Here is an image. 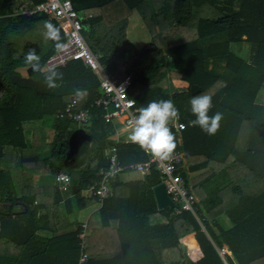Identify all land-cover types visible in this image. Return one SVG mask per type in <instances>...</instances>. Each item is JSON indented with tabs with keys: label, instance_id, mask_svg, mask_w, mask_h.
Instances as JSON below:
<instances>
[{
	"label": "trees",
	"instance_id": "trees-1",
	"mask_svg": "<svg viewBox=\"0 0 264 264\" xmlns=\"http://www.w3.org/2000/svg\"><path fill=\"white\" fill-rule=\"evenodd\" d=\"M41 1L24 5L32 8ZM71 1L75 10L90 15L85 38L100 62L111 72L119 65L127 68L129 93L144 88L133 96L137 107L159 99L175 102L178 121L187 124L181 137L190 169L205 168L190 180L200 222L188 211L157 208L152 188L161 178L151 169L143 181L147 204L126 203V217L105 218L104 227L116 224L121 252L108 254L103 264H264V102L258 99L264 91V0ZM14 3L0 0V264H77L78 229L59 232L61 225L51 221L58 215L50 206H58L61 195L51 203L38 201L33 177L66 171L81 207L88 200L83 195L88 180L108 167L112 147L124 144L116 142V132L98 110L87 125L55 117L78 88L87 89L79 105L90 103L98 93V77L75 60L56 68L63 77L48 89L43 82L48 70L42 67L58 48L45 38V23L59 28L61 45L66 35L42 13H12ZM132 14L149 38L141 45L126 36ZM242 44L249 47V60L233 49ZM30 49L41 57L40 73L25 60ZM166 69L172 90L159 86ZM192 85L200 90L192 93ZM203 94L212 97L209 115L222 114L213 136L189 125L196 118L190 99ZM48 128L54 131L51 141ZM44 151L49 156L40 158ZM40 209L45 212L38 216ZM154 214L161 219L151 221ZM222 247L231 254L222 257ZM95 263L89 258L87 264Z\"/></svg>",
	"mask_w": 264,
	"mask_h": 264
},
{
	"label": "built area",
	"instance_id": "built-area-1",
	"mask_svg": "<svg viewBox=\"0 0 264 264\" xmlns=\"http://www.w3.org/2000/svg\"><path fill=\"white\" fill-rule=\"evenodd\" d=\"M19 11L26 15L34 13L46 15L48 19L58 22L66 35L62 45L46 59L43 70H48L50 66L63 67L71 61L79 60L98 77V93L88 105H79V98L73 94L55 117L87 125L98 110L105 123H119L131 129L129 122L139 115V108L134 98L129 95L132 75L123 65H119L114 72L108 71L106 65L100 62L98 54L90 48L83 33L84 21L90 15L75 10L71 0H42L32 8L19 9ZM168 126L181 132L187 124L170 121ZM146 154V161L124 165L119 159L117 148L113 146L108 167L101 168L88 180L84 188L85 196L101 203L109 196L110 184L117 179L120 173L135 170L147 175L151 169H154L165 184L167 194L175 203L174 213L188 211L200 222L196 207L197 198L183 177L185 154L180 149H175L167 160L159 159L150 153ZM54 179L63 192L69 189L72 182L71 175L64 171L56 173ZM87 236L88 223L84 221L79 224L77 233L80 252L77 264H87L89 261ZM218 252L222 257L224 254H231L226 247L218 249Z\"/></svg>",
	"mask_w": 264,
	"mask_h": 264
},
{
	"label": "crops",
	"instance_id": "crops-1",
	"mask_svg": "<svg viewBox=\"0 0 264 264\" xmlns=\"http://www.w3.org/2000/svg\"><path fill=\"white\" fill-rule=\"evenodd\" d=\"M25 3H26L25 0H15V3L12 6L11 12L17 13V12H19V9L27 8L26 5H24ZM58 25H59V23H58ZM141 30H142V26H141ZM142 34H143V37H142ZM140 37H141V39H139V41H137L138 45H141L145 41H147V34L145 32H141ZM241 56L244 59L249 60L250 52L248 53L247 58H245L243 55H241ZM42 70H43V67H42ZM221 71H222V69H220L219 72H221ZM175 83H177V82H175ZM171 84L172 83L170 81V73L166 69L165 78L161 79L159 86L166 88L168 90H172L174 88H173V85H171ZM175 85L177 87V84H175ZM143 90H144V88L143 89L137 88L136 90L134 89V91L131 90V92L132 91L133 92L131 94L129 93V95L132 98H134L133 96L136 92H142ZM198 91L196 90L195 93ZM134 100H135V98H134ZM94 116L95 115H93V117ZM176 121L177 122H183V121H178V120H176ZM173 122H175V121H173ZM110 125L117 134L116 142L118 144H124V145H121L120 147H117L119 159L124 165L130 164V163L144 162L147 160V154L144 151H142L141 148L137 144H134L133 142H131L128 139V136L130 134L131 129H127L119 123L118 124L114 123V124H110ZM176 133H177L176 140H177V143L179 144V147H177L176 149H180L185 154V168H184L183 177L191 189L190 180L193 177H195L196 175L204 172L205 168L200 169V170H193V171L190 169V164H189L188 159H187V154H186L185 149L183 148V138L181 137V132L176 131ZM53 134H54V131H53ZM141 152H144V153H141ZM49 154H50L49 151H44V152L40 153L39 157L45 158V157H48ZM64 172H66V171H64ZM119 175H118L117 179L110 184L109 196L106 199H104L107 202L106 208L104 210L101 209L103 202L100 203V202H97L96 200H92L93 198L85 196L84 189H83V195H84V197H86L88 199L86 202L89 201L91 203V205L89 206L90 208L86 213V216H85L86 219L81 221V222L86 221L88 223L87 250L89 251V258H91V260L95 261L96 262L95 264H103L106 260H108V258H109L108 254L113 255V254H117V253L121 252L120 245H119V243L116 242L117 241L116 237H115L116 233L113 231V228L116 226V224L113 225V223H112L111 229L104 227L103 222H104L105 218L107 216L117 218V215H121V214L124 217H126L128 211H129V209L126 207L129 205L125 206L126 203L130 204V205H136L135 204L136 202L139 203V202L145 201L147 204V200H145V197H147V185L145 182H143L146 177H144V175L141 174L140 172L136 176L135 175H127V176H123L122 178H119ZM54 176H55V174H54ZM45 177H46L45 174H37V175H34V177H33V186L38 189V193L40 192V196L38 195L37 200L40 201V200L46 199V201H47L46 203H51L55 197L54 195L56 193L60 194L61 195V201L58 203V206H54V205L50 206L51 211H53L55 209V207H57L56 208L57 209L56 214L58 215V217H56V218H55V216H53L54 218L51 219L52 223H55L56 225H61L59 232H67V231H73V230L78 229L79 224L81 222L75 221V219L71 218L70 215L73 214L76 210L85 207V205H87V203L82 205L81 207H78L77 202L73 198L72 193H71L73 181L71 182L69 189L66 192H63L60 190L57 183H56L57 186H55L54 184L52 186L48 185V182H46ZM71 178H72V176H71ZM44 187H50L51 189L45 190ZM138 189H141V191H138ZM152 192H153V190H152ZM45 193L47 194V196L49 198L45 197ZM153 197H154V194H153ZM66 200L67 201L69 200L70 203L66 204ZM154 200H155V198H154ZM34 204H36V201H34ZM155 204H156V201H155ZM137 207L140 208V210H142V208L143 209L145 208L142 205L141 206L138 205ZM158 209H160V208H158ZM44 212H45L44 210L40 209L38 212V216H40ZM160 219H161L160 215H158V214H154V215L150 216L151 221L160 220ZM112 221H116V220L112 219Z\"/></svg>",
	"mask_w": 264,
	"mask_h": 264
},
{
	"label": "clouds",
	"instance_id": "clouds-1",
	"mask_svg": "<svg viewBox=\"0 0 264 264\" xmlns=\"http://www.w3.org/2000/svg\"><path fill=\"white\" fill-rule=\"evenodd\" d=\"M46 39L56 43L59 48L61 43L60 30L51 22L45 23ZM26 62L36 73L41 72V57L35 49H30L25 57ZM63 73L56 70V66H50L48 74L44 75V84L48 89L57 87V79H62ZM87 95V89H76L75 96L83 99ZM191 113L196 117L190 121L192 127H199L209 136H213L219 129L222 114L216 112L210 116L209 111L213 107L212 97L207 94L196 95L190 99ZM180 109L172 99H159L150 101L146 107L139 109V115L131 120V131L128 139L137 144L146 153L167 160L176 149L175 136L168 126L170 121L179 120Z\"/></svg>",
	"mask_w": 264,
	"mask_h": 264
},
{
	"label": "rangeland",
	"instance_id": "rangeland-1",
	"mask_svg": "<svg viewBox=\"0 0 264 264\" xmlns=\"http://www.w3.org/2000/svg\"><path fill=\"white\" fill-rule=\"evenodd\" d=\"M137 19L138 18L136 17V15L131 16V18L129 19V23H128L127 29H126V36L133 43H135V42L137 43V41H139V39H141L140 35H141L142 30H141V26L138 25L139 21ZM83 33H84V37H86L87 36V30H84ZM142 37H143V34H142ZM148 40H149V38H147V41ZM233 49H234L235 52H237L240 55H243L245 58H247L248 53H249V47L247 45H244V44L239 45V46L238 45H233ZM223 63L221 62V63L218 64V66H217L218 71H220V69L223 68V66H222ZM259 96H260V98H258L259 101L260 102H264V91L263 90H262V94H259ZM46 131H47V140L51 141L52 138H53V130L48 128ZM141 153H144V152H141ZM138 174H139V172H137L135 170L126 171V172L120 173L119 178H122L123 176H127V175H135L136 176ZM45 176H46L45 180H46V182H48V185L52 186L54 184L55 186H57V184H56V182L54 180V175L52 173L45 174ZM196 198L198 200L197 195H196ZM90 205H91V203L88 201L87 205H85V207L76 210L73 214L70 215V217L75 219V221H78V222L79 221L81 222V221L85 220L86 219L85 216H86L87 211L90 208L89 207ZM17 209H19V208L15 207V210H17ZM219 220L223 222L224 227H228L229 226V221H228V219L225 216H223V215L219 216ZM172 251L173 250H171V249H167L166 250V252H170V254H171ZM183 253H184V251H183Z\"/></svg>",
	"mask_w": 264,
	"mask_h": 264
},
{
	"label": "water",
	"instance_id": "water-1",
	"mask_svg": "<svg viewBox=\"0 0 264 264\" xmlns=\"http://www.w3.org/2000/svg\"><path fill=\"white\" fill-rule=\"evenodd\" d=\"M190 90L192 93H195L196 90L197 91L199 90V87L197 85H192ZM144 177H146V175H144ZM152 190H153L154 198H155L156 205L158 208H163L166 206L170 208L175 207V203L172 201V199L167 194L166 189H165V184L162 181L154 185ZM181 247L184 248L183 245H181Z\"/></svg>",
	"mask_w": 264,
	"mask_h": 264
}]
</instances>
